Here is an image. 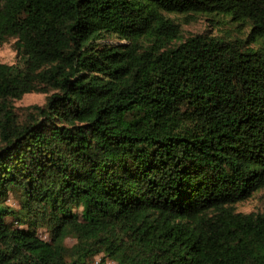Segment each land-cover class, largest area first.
<instances>
[{
  "label": "trees",
  "instance_id": "trees-1",
  "mask_svg": "<svg viewBox=\"0 0 264 264\" xmlns=\"http://www.w3.org/2000/svg\"><path fill=\"white\" fill-rule=\"evenodd\" d=\"M11 40L0 264H264V0H0Z\"/></svg>",
  "mask_w": 264,
  "mask_h": 264
},
{
  "label": "rangeland",
  "instance_id": "rangeland-1",
  "mask_svg": "<svg viewBox=\"0 0 264 264\" xmlns=\"http://www.w3.org/2000/svg\"><path fill=\"white\" fill-rule=\"evenodd\" d=\"M183 28L185 29V34H194L197 32H202L209 29L214 33H221L222 35L233 34L236 25L231 22L229 17H220L212 20L206 16L197 17L194 21H183ZM249 29L243 28L239 36L246 38ZM14 40L0 46V63H15L18 59L16 50L13 46ZM46 100V95L42 93H30L26 94L21 100L16 102V105L21 109L33 105V104H43ZM10 203L15 204L16 201L11 196ZM236 208L240 212L251 213V212H261L264 211V190L256 193L252 198L241 202L236 205Z\"/></svg>",
  "mask_w": 264,
  "mask_h": 264
}]
</instances>
